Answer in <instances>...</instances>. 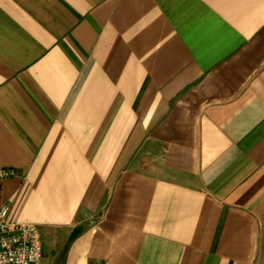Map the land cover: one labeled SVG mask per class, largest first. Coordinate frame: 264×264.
<instances>
[{
	"label": "crops",
	"instance_id": "1",
	"mask_svg": "<svg viewBox=\"0 0 264 264\" xmlns=\"http://www.w3.org/2000/svg\"><path fill=\"white\" fill-rule=\"evenodd\" d=\"M8 168L39 264H264V0H0Z\"/></svg>",
	"mask_w": 264,
	"mask_h": 264
},
{
	"label": "built area",
	"instance_id": "2",
	"mask_svg": "<svg viewBox=\"0 0 264 264\" xmlns=\"http://www.w3.org/2000/svg\"><path fill=\"white\" fill-rule=\"evenodd\" d=\"M19 177L15 169H1L0 177ZM10 207L0 208V264H39L42 257L41 235L38 226L9 217Z\"/></svg>",
	"mask_w": 264,
	"mask_h": 264
}]
</instances>
